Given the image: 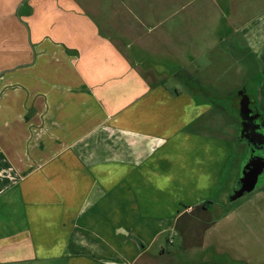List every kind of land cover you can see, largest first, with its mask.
I'll return each mask as SVG.
<instances>
[{
  "label": "crops",
  "instance_id": "crops-1",
  "mask_svg": "<svg viewBox=\"0 0 264 264\" xmlns=\"http://www.w3.org/2000/svg\"><path fill=\"white\" fill-rule=\"evenodd\" d=\"M248 78L264 113V0H0V264H264L209 130Z\"/></svg>",
  "mask_w": 264,
  "mask_h": 264
},
{
  "label": "rangeland",
  "instance_id": "rangeland-1",
  "mask_svg": "<svg viewBox=\"0 0 264 264\" xmlns=\"http://www.w3.org/2000/svg\"><path fill=\"white\" fill-rule=\"evenodd\" d=\"M224 71V70H221ZM228 72V70H227ZM212 81L215 83H224L228 85H232L234 83H237L239 81L238 78H236L235 74L230 73V76L226 79H221L212 74L211 78ZM247 81V90L245 89L246 94L250 96L253 100L257 101L258 100V95L256 94V80L252 78L245 79ZM244 80V81H245ZM242 90H237V92L234 94L236 99L233 100L231 98V95H214L213 98L215 100V105H214V110H213V115H212V123L213 127L209 128L210 131L217 133V134H222L224 136H231L233 141L235 142V150H236V166L238 167L239 165V171L238 174L237 171L231 172V176L235 178L234 184H232V188L228 194V196L225 198L227 201V204H232L236 200H232V195L235 192V190L238 188L240 184V179L242 176L243 168L245 166L246 160L244 156V146L240 140V124H241V115H242V104H243V97L241 96ZM200 97V96H199ZM234 101L236 105H234ZM242 106V107H241ZM210 117V116H209ZM208 117V118H209ZM233 166L230 167L232 169ZM252 193V192H251ZM250 193V194H251ZM250 194L241 197V198H247L250 196ZM222 198V196H221ZM239 198V199H241Z\"/></svg>",
  "mask_w": 264,
  "mask_h": 264
},
{
  "label": "flooded vegetation",
  "instance_id": "flooded-vegetation-1",
  "mask_svg": "<svg viewBox=\"0 0 264 264\" xmlns=\"http://www.w3.org/2000/svg\"><path fill=\"white\" fill-rule=\"evenodd\" d=\"M250 101L254 100L248 96L246 93L242 94L243 97V111H248L252 109L251 106L244 108L247 104V99ZM241 106V107H242ZM241 124H240V140L244 146V156H245V166L256 165L255 169L259 167L260 158L264 159V113L259 110L256 106V111L253 112L250 116L244 114L241 115ZM243 168V170H244ZM241 185L239 184V188ZM264 187V174L259 175L257 188Z\"/></svg>",
  "mask_w": 264,
  "mask_h": 264
},
{
  "label": "water",
  "instance_id": "water-1",
  "mask_svg": "<svg viewBox=\"0 0 264 264\" xmlns=\"http://www.w3.org/2000/svg\"><path fill=\"white\" fill-rule=\"evenodd\" d=\"M245 99H247V104L244 106V108L251 106L252 109L244 112L242 108V114L245 113V115L250 116L256 111V105L253 101H250L247 96H245ZM256 165H248L244 168L240 179L241 187L235 190L231 197L232 200H237L241 197H244L257 189L258 177L259 175L264 174V159L260 158L259 160L260 168L257 167V169H255Z\"/></svg>",
  "mask_w": 264,
  "mask_h": 264
},
{
  "label": "trees",
  "instance_id": "trees-1",
  "mask_svg": "<svg viewBox=\"0 0 264 264\" xmlns=\"http://www.w3.org/2000/svg\"><path fill=\"white\" fill-rule=\"evenodd\" d=\"M179 80L182 81L181 79H179ZM209 203H210V202H206V203L204 204V206H205V207H208Z\"/></svg>",
  "mask_w": 264,
  "mask_h": 264
}]
</instances>
